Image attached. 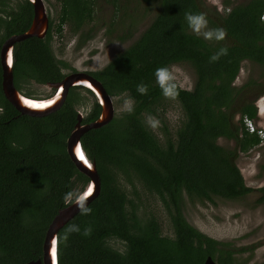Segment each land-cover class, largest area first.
Returning <instances> with one entry per match:
<instances>
[{"label": "trees", "instance_id": "obj_1", "mask_svg": "<svg viewBox=\"0 0 264 264\" xmlns=\"http://www.w3.org/2000/svg\"><path fill=\"white\" fill-rule=\"evenodd\" d=\"M9 1L15 2L13 10L3 17ZM58 1L56 31L71 22V32L80 31L81 36V28L93 17L95 0ZM154 1L155 15L145 30L102 68L89 72L111 96L130 97L133 110L87 130L80 138L85 155L95 161L101 187L86 206L90 211L83 214L80 210L57 232V264H203L207 255L218 264H233V251L226 243L206 236L186 220L182 200L183 194L199 200L213 196L234 200L252 190L234 159L238 152L260 143L241 118L256 116L253 98L264 94V82L251 79L239 86L233 82L243 60L264 67V23L260 20L264 0L231 6L223 16L203 0ZM188 12L206 19L215 12L213 31L222 29L223 37L208 41L191 32L185 22ZM32 14L28 0H0V44L5 37L25 31ZM51 26L49 21L43 38L31 36L14 44L15 84L20 77H28L29 84L30 79L45 83L64 76L61 67L67 63L51 50ZM214 55L215 60L211 59ZM180 62L194 71L188 89L171 82L183 119L174 136L163 124V138L157 139L145 121V115H155L154 108L165 97L153 72ZM140 83L146 86L144 94L136 90ZM79 98L89 101L82 123L95 119L100 106L83 86H72L63 105L48 115L20 114L3 96L0 67V264H26L40 258L51 218L88 181L65 148ZM235 113L239 114L237 123L232 120ZM218 137L232 139L233 146L223 147ZM121 174L137 178L159 197L170 216L171 236L161 234L152 217L137 214L119 181ZM259 190L264 200V187ZM71 225L79 231L69 232ZM85 228L90 229L87 235ZM111 239L122 248L111 246Z\"/></svg>", "mask_w": 264, "mask_h": 264}, {"label": "rangeland", "instance_id": "obj_2", "mask_svg": "<svg viewBox=\"0 0 264 264\" xmlns=\"http://www.w3.org/2000/svg\"><path fill=\"white\" fill-rule=\"evenodd\" d=\"M205 4L213 8L219 15L227 13L231 6L244 4L249 0H203ZM229 3L226 4L225 2ZM4 6L1 15L7 16L15 2H8ZM46 14L51 26V45L56 57L67 63L63 72L73 70L90 72L102 68L115 54L125 49L130 43L145 30L155 15L154 0H95L92 19L83 25L82 34L71 32L73 23L66 22L61 32L56 31V24L60 15V3L58 0H43ZM13 10V9H12ZM212 12V11H211ZM212 18V19H211ZM210 19L205 18V26L198 34L204 36L205 32L213 31L214 20L218 18L212 13ZM90 35V36H88ZM85 38L84 40L80 39ZM171 82H175L182 88H190L194 76L193 68L185 62L169 65ZM264 82V67L260 64L243 60L241 67L234 79L233 85L239 86L247 80ZM254 91L252 90L251 94ZM251 97V96H250ZM125 95L112 96L114 116H120L124 111ZM79 111L83 114L89 108V101L79 98ZM253 98L256 105L254 125L262 129L264 134V95ZM155 115H145L146 125L155 133L157 139L164 135L163 124L169 135H175V129L183 119V112L177 99L164 97L154 108ZM151 120L156 121L155 127L151 126ZM234 123L239 120V114L232 118ZM217 143L226 148L233 146V140L218 137ZM239 168L244 183L250 187L264 185V138L260 143L247 152H238L234 159ZM120 183L124 188L130 204L136 205L137 214L141 218L154 219L160 233L171 236L173 234L168 211L159 197L147 190L137 178L121 174ZM254 193H248L237 199H226L213 196L212 200H199L189 198L183 194L182 212L186 220L201 233L215 240L226 243V247L233 252V264H264V203L251 204ZM262 241V242H260ZM110 245L122 248L119 241L111 239Z\"/></svg>", "mask_w": 264, "mask_h": 264}, {"label": "water", "instance_id": "obj_3", "mask_svg": "<svg viewBox=\"0 0 264 264\" xmlns=\"http://www.w3.org/2000/svg\"><path fill=\"white\" fill-rule=\"evenodd\" d=\"M32 5V20L22 33H14L6 37L0 44L1 90L5 99L20 113L41 117L58 110L64 103L71 86L81 85L91 90L100 109L97 117L82 123V113L76 112V122L65 141L66 152L78 171L87 176L88 181L83 190L70 202L57 209L48 223L41 245V257L29 260L26 264H57V232L74 215L87 206L100 192L101 179L94 160L85 155L80 138L91 128H98L109 123L114 117L112 96L108 94L102 83L92 74L76 70L66 73L60 80L48 82L56 90L54 94L43 99H32L23 96L13 82V46L25 38L36 36L43 38L48 29V16L43 0H28ZM203 264H218L210 255Z\"/></svg>", "mask_w": 264, "mask_h": 264}, {"label": "clouds", "instance_id": "obj_4", "mask_svg": "<svg viewBox=\"0 0 264 264\" xmlns=\"http://www.w3.org/2000/svg\"><path fill=\"white\" fill-rule=\"evenodd\" d=\"M263 11H264V9H263ZM263 11L261 12V14L263 13ZM260 20H261V18H260ZM48 22H49V18H48ZM185 22L187 23V25L193 31H196V32H199V30L201 28H203L205 26V23H206L203 14L191 13V12L185 13ZM223 35H224V33H223V30L222 29H217V30H214V31H208V32H205L204 33V36L206 38H211V37L214 36L216 39H221L223 37ZM221 51L223 52L225 50L222 49ZM216 58H217L216 55H214V56L211 57V59H213V60H215ZM153 75L155 77V80H156L157 85L161 88L162 94L165 97H174L175 94H176L175 93V87L171 83L172 77H171V74L169 73L168 69L166 67H158V68H156L154 70ZM136 90L140 94H144L147 89H146V86L144 84L140 83V84H137ZM260 96L261 95L257 96L255 99H257ZM253 103H254V101H253ZM255 107H256V105H255ZM124 109L127 112H129V113L133 110V102H132V99L130 97L129 98H126L125 101H124ZM246 119L251 120L252 123H253V118H248L247 116H243L241 118V120H242V122H243V124H244V126L246 128V130L248 132H255L258 135V137L260 138V141H262L263 138H264V134H262V136H260V134L258 133V130H262V129L257 128V126L254 125L255 126V129L252 130V131H249L247 129V127H246V124H245ZM155 125H156V121L155 120H151V126L155 127ZM81 211H82L83 214H87L90 211V209L87 208L86 206H82L81 207ZM68 231L69 232L79 231V227L77 225H71L69 227ZM89 232H90V229L85 228L83 234L84 235H87Z\"/></svg>", "mask_w": 264, "mask_h": 264}, {"label": "flooded vegetation", "instance_id": "obj_5", "mask_svg": "<svg viewBox=\"0 0 264 264\" xmlns=\"http://www.w3.org/2000/svg\"><path fill=\"white\" fill-rule=\"evenodd\" d=\"M48 27H49V22H48ZM48 30V29H47ZM14 34V33H13ZM12 35V34H11ZM8 37V36H7ZM6 38V37H5ZM4 38V39H5ZM3 39V40H4ZM2 42V41H1ZM15 44V43H14ZM51 50L53 53L54 50H53V46L51 45ZM13 51H14V46H13ZM14 60V59H13ZM13 66V64H12ZM62 68V71H63V67ZM75 71V70H73ZM13 72V71H12ZM23 73V72H22ZM65 73V72H63ZM66 74V73H65ZM64 74V75H65ZM27 79V80H26ZM60 80V79H59ZM57 81V80H56ZM13 82H14V79H13ZM48 82H55V81H46L45 83L44 82H38V81H34L32 79H30V83L28 84V77L26 78H23V77H20L18 79V83L19 84H15L14 82V86L15 88L23 95V96H26L27 98H32V99H43V98H46V97H49L51 96L52 94H54L55 92V88L51 85L48 84ZM75 86H81V85H75ZM72 87V86H71ZM70 87V88H71ZM84 87V86H83ZM69 88V89H70ZM86 88V87H85ZM69 91V90H68ZM91 91V90H90ZM92 92V91H91ZM82 93L86 94L85 91H83ZM68 94V93H67ZM93 94V93H92ZM94 95V94H93ZM264 95V94H263ZM95 97V96H94ZM1 109V107H0ZM15 109V108H14ZM16 110V109H15ZM79 110V109H78ZM77 110V111H78ZM17 111V110H16ZM18 112V111H17ZM17 115L14 114L12 117H16ZM83 116V114H82ZM82 121V120H81ZM84 123V122H83ZM261 187H264V185L260 186V187H257V188H254L252 187V190L249 192V193H254L255 196L253 199H251V204L254 206L255 204H260V203H264V200H260V197L263 196V192L261 190H259ZM248 194V193H247ZM245 196V195H244ZM243 196V197H244ZM264 241V240H263ZM262 242V241H260ZM264 244V242H263Z\"/></svg>", "mask_w": 264, "mask_h": 264}, {"label": "built area", "instance_id": "obj_6", "mask_svg": "<svg viewBox=\"0 0 264 264\" xmlns=\"http://www.w3.org/2000/svg\"><path fill=\"white\" fill-rule=\"evenodd\" d=\"M260 18H261V20L264 22V11H263V13L261 14ZM245 124H246V127H247V129H248L249 131H252V130L255 129V126H254V124L252 123L251 120L246 119ZM258 133L260 134V136H262V130H258Z\"/></svg>", "mask_w": 264, "mask_h": 264}]
</instances>
